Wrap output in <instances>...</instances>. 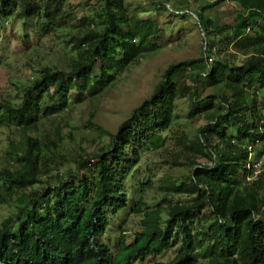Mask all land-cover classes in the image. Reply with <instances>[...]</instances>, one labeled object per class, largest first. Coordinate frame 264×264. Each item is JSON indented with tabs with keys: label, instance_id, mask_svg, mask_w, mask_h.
Segmentation results:
<instances>
[{
	"label": "trees",
	"instance_id": "trees-1",
	"mask_svg": "<svg viewBox=\"0 0 264 264\" xmlns=\"http://www.w3.org/2000/svg\"><path fill=\"white\" fill-rule=\"evenodd\" d=\"M64 1L0 0V20H30L47 37L73 27ZM225 1L236 6L233 19L218 23L209 12ZM150 2L158 12L197 15L207 52L168 67L116 132L99 127L109 145L79 156L74 169L49 168L63 138L42 141L43 120L60 115L73 90L95 98L114 72L155 52L158 21L130 13L125 0H104L97 19L81 20L72 36L77 58L69 70L44 67L20 102L0 101V129L20 139L10 142L9 166L0 167V205L21 203L0 225V264H264V170L256 173L253 160L264 157V0H213L195 11L187 0ZM183 98L191 123L205 121L185 135L184 163L174 162L188 175L161 179L163 198L154 205L139 197L132 214L143 216L141 230L121 234L112 252L103 237L110 216L130 205L125 180L142 147H162ZM168 251L174 258L158 260Z\"/></svg>",
	"mask_w": 264,
	"mask_h": 264
},
{
	"label": "rangeland",
	"instance_id": "rangeland-1",
	"mask_svg": "<svg viewBox=\"0 0 264 264\" xmlns=\"http://www.w3.org/2000/svg\"><path fill=\"white\" fill-rule=\"evenodd\" d=\"M179 1L172 0L173 3ZM187 1L191 5V11H195L213 0ZM125 2L130 13L144 20L158 21L162 28L156 41L158 49L144 56L139 63L114 72L109 88L95 98H76L77 93L73 90L69 106L60 115L43 120L39 130L42 141L48 138L56 140L58 132L63 138L59 149L53 152L54 159L49 167L52 171L64 173L74 169L79 156L93 154L109 145V137L99 127L116 132L129 118L131 111L151 96L168 67L187 59L199 58L207 52L203 33L192 12L186 16L175 11L158 12L150 0ZM64 5L66 10L74 13L73 27L60 29L47 37L41 36L36 29V23L30 20H0V101L20 102L23 95L21 89L33 81L38 71L44 67L69 70L73 60L77 58L73 44H70L72 36L79 31L81 20L97 19L102 13L104 0H65ZM234 8L236 6L232 2L225 1L209 14L218 23L231 22ZM173 110V123L163 134L162 147L157 150L142 147L139 164H134L131 176L125 180L130 205L119 214L110 216V227L103 237L112 252L117 251L121 234L132 237L141 230L143 216L132 214L139 197L142 195L148 205H154L163 198L160 191L161 179H185L188 175L187 166H175L174 162L184 163L185 135L205 121L202 120L198 125L191 123L188 118L191 110L189 98L178 99ZM19 140L16 130L11 132L0 129V167L9 166L10 142L16 144ZM178 155L181 157L178 158ZM253 160L258 167L255 168L256 173L264 170V157L260 160L254 157ZM51 181L54 185L55 179ZM169 199L183 202L188 197L171 196ZM20 204L18 200H14L11 205H0V225L16 215ZM174 256V251H168L158 260L166 262ZM151 263L147 261L145 264Z\"/></svg>",
	"mask_w": 264,
	"mask_h": 264
},
{
	"label": "water",
	"instance_id": "water-1",
	"mask_svg": "<svg viewBox=\"0 0 264 264\" xmlns=\"http://www.w3.org/2000/svg\"><path fill=\"white\" fill-rule=\"evenodd\" d=\"M171 11H173V10L171 9ZM176 13H177V12H176ZM192 14L194 15L195 18L198 19L197 15H195L194 13H192ZM200 29H201V31H202V33H203V37H204V41H205V47H207V38H206L205 33L203 32V29H202L201 25H200Z\"/></svg>",
	"mask_w": 264,
	"mask_h": 264
},
{
	"label": "built area",
	"instance_id": "built-area-1",
	"mask_svg": "<svg viewBox=\"0 0 264 264\" xmlns=\"http://www.w3.org/2000/svg\"><path fill=\"white\" fill-rule=\"evenodd\" d=\"M153 1H155V2H159V3H161V2H165V0H153ZM168 7L170 8V5H168ZM171 10V9H170ZM252 157V156H251ZM255 168H258L257 167V165H255ZM248 180H250V178H248Z\"/></svg>",
	"mask_w": 264,
	"mask_h": 264
},
{
	"label": "crops",
	"instance_id": "crops-1",
	"mask_svg": "<svg viewBox=\"0 0 264 264\" xmlns=\"http://www.w3.org/2000/svg\"><path fill=\"white\" fill-rule=\"evenodd\" d=\"M171 11V10H170Z\"/></svg>",
	"mask_w": 264,
	"mask_h": 264
}]
</instances>
